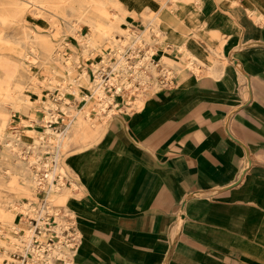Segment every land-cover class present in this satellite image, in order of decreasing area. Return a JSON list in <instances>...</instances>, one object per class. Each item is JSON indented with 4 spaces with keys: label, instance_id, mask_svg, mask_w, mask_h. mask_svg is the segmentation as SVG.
<instances>
[{
    "label": "crops",
    "instance_id": "0c3cea01",
    "mask_svg": "<svg viewBox=\"0 0 264 264\" xmlns=\"http://www.w3.org/2000/svg\"><path fill=\"white\" fill-rule=\"evenodd\" d=\"M172 5L156 53L177 71L171 86L79 132L65 155L72 264H264V0Z\"/></svg>",
    "mask_w": 264,
    "mask_h": 264
},
{
    "label": "rangeland",
    "instance_id": "374dc122",
    "mask_svg": "<svg viewBox=\"0 0 264 264\" xmlns=\"http://www.w3.org/2000/svg\"><path fill=\"white\" fill-rule=\"evenodd\" d=\"M166 1L169 4L164 6ZM125 2L126 0H0V264H5L7 260L4 256L7 257L12 252L11 236L18 237L13 228L25 229L32 215L29 209L25 213L30 214L27 216L17 209L24 204L30 208L31 203L36 205L33 202L37 198V184L33 175L40 177L41 171H48L38 166L44 165L50 158L52 162L53 159L56 161L62 157L55 140L52 143L47 138L46 143L37 142L36 130L51 129L61 136L69 132V148L79 132L93 126L100 127L99 119L105 122L112 114L121 111L123 105L132 108L134 104L127 89L128 97H124L123 92L116 93V110L110 105L108 110H112L111 113L108 110L104 113L98 111V84L94 80L96 74L93 69L102 74L104 69L97 64L104 61L103 64L108 65V56L116 59L115 63H110L111 70L106 71L107 78L101 76L102 81H108L110 77L118 76L119 63L123 58L127 59L128 81L137 76L133 86L143 90L141 77L135 71L137 62L143 60L145 65L151 63L155 66V73L144 89V94L149 93L150 89L155 91L160 88L159 79L164 88L171 86L170 80L168 82L163 77L164 68L159 60H150L147 56L142 59L137 52H131L129 61L126 56H122V52L123 45L133 38L136 30L147 28L146 38L149 37V32L155 33L153 23L158 11L162 8L171 10L175 5L170 0H162L154 10L146 7L135 14L132 8L124 9ZM114 12L123 16V22L113 20L111 14ZM124 16L127 17V22ZM157 23L159 24L158 21ZM159 44L156 36L148 49L154 47L158 54ZM145 65L138 64L139 70L142 71ZM74 85H79L82 91H88V98L73 95L71 92ZM59 97V101L55 100ZM65 98H69L71 104H65ZM86 111L90 112V117L86 115ZM56 113L60 115L59 123L53 121ZM23 121L32 125L25 126ZM63 124L65 126L60 132L54 127H63ZM55 148L57 151L54 155ZM63 187L51 196V203L55 208H63L74 215L76 230L81 237L77 216L68 206L72 191L65 184Z\"/></svg>",
    "mask_w": 264,
    "mask_h": 264
},
{
    "label": "built area",
    "instance_id": "2783aa9c",
    "mask_svg": "<svg viewBox=\"0 0 264 264\" xmlns=\"http://www.w3.org/2000/svg\"><path fill=\"white\" fill-rule=\"evenodd\" d=\"M146 30L148 29H139L134 32L133 38L123 45V57L126 56L131 61L128 56L129 53L135 49L138 53L143 54L154 42L156 34L149 32L150 35L146 38ZM139 44H142V47ZM106 59L108 65L103 64L104 61L97 64L104 69L102 74L104 79L107 78L106 71L111 70L110 63L116 62V59L111 56L106 57ZM60 98L55 100L59 101ZM35 123L37 122L35 121ZM58 126L54 127L60 132L65 125L63 124V127ZM56 151L57 149L55 148L53 150L54 155ZM55 163L56 161L53 159L49 170L40 172L35 191L37 198L33 202L36 205L30 204L34 208V215L25 214V216L30 215L25 229L22 230L20 227L21 231H15L18 237H22L21 244L18 249L9 253V264H61L63 262L62 257L55 255L49 261L47 255L53 250H75L80 242V237L78 236L74 222V215L63 208H55L51 203V196L60 191L64 184L66 186L69 185L67 181L64 184L60 182L59 174L55 171Z\"/></svg>",
    "mask_w": 264,
    "mask_h": 264
},
{
    "label": "bare ground",
    "instance_id": "6f19581e",
    "mask_svg": "<svg viewBox=\"0 0 264 264\" xmlns=\"http://www.w3.org/2000/svg\"><path fill=\"white\" fill-rule=\"evenodd\" d=\"M173 0H170V2H172ZM16 2V1H15ZM28 2H30V1H28ZM17 3H18V1H17ZM172 4V3H171ZM20 5H21V3H20ZM159 5V4H158ZM168 5V3H167V1H166V3H164V6H167ZM15 8H18V7H15ZM20 9V8H19ZM18 9V10H19ZM22 9V8H21ZM14 11V10H13ZM21 11V10H20ZM23 12V11H22ZM22 14H24V13H22ZM169 14V13H168ZM111 17L113 18V20H116V21H118V22H123V16L122 15H120V14H118V13H116V12H114V13H112L111 14ZM161 17V16H160ZM159 16H158V14L156 15V19L154 20V31H155V34H156V36H157V38H158V40H159V42L160 43H163L165 40H167L164 36H163V25L161 24V22H160V18ZM163 17V16H162ZM160 18V19H159ZM163 19V18H162ZM96 20V19H95ZM101 20V19H100ZM157 21L159 22V24L157 23ZM106 22H108V21H106ZM148 22V21H147ZM151 23V22H150ZM88 27H90V26H88ZM149 27H151V26H149ZM72 28V27H71ZM108 29V28H107ZM91 30H92V28H91ZM76 32V31H75ZM30 37V36H29ZM104 39V38H103ZM156 39V38H155ZM34 40V39H33ZM90 40V39H89ZM105 40H106V38H105ZM112 41V40H111ZM169 41V40H168ZM31 42V41H30ZM34 42V41H33ZM114 42V41H113ZM167 43V42H166ZM166 43L164 44V46L165 47H167V45H166ZM116 44V43H115ZM143 44V43H142ZM142 44H139V46L140 47H142ZM145 44V43H144ZM91 45H93V44H91ZM90 45V46H91ZM118 45H120L119 43H118ZM160 45V44H159ZM158 45V46H159ZM85 48V47H84ZM180 52H183L184 53V56H185V58L186 59H188L187 60V63H186V65H188L191 69H193V70H195V71H197L198 70V59L193 55V54H191L189 51H186L187 49H185L183 46H180L179 47V49H178ZM133 52H137L135 49L133 50ZM138 53V52H137ZM157 51H156V49L154 48V47H150L149 49H148V51H147V54H146V51L143 53V54H140V53H138L139 54V56H140V58H142V59H144L145 58V56H147L148 57V59H157V60H159L158 59V57H157ZM130 54V53H129ZM129 54H128V56H129ZM146 54V55H145ZM26 55V54H25ZM130 58H131V56H129ZM28 58V57H27ZM147 59V58H146ZM134 60V59H133ZM133 60H132V62H133ZM139 62V63H138ZM137 62V65H136V67H135V71H136V74L138 75V76H140L141 77V80H140V82H141V84H142V86H144V89H146L147 88V84L149 83V80H150V78L154 75V73H155V66L153 65V64H149L148 66L147 65H145L143 62H145V61H138ZM159 62H160V60H159ZM138 64L140 65V64H143V65H145V67H144V69L142 70V71H140L139 70V66H138ZM94 67V66H93ZM188 67V68H189ZM128 68H129V62L127 61V59H122V61L119 63V70H118V76H112V77H110V79L108 80V81H102L101 79H102V73H98V70H96V69H93V71L95 72V74H96V76H95V79L94 80H96V84H98V87H97V89H98V91L96 92L97 93V95H98V98H99V100H98V111H100L101 113H104L105 111H107L108 110V108H109V106L110 105H113L114 106V110H116L117 109V106H118V104H117V99H116V93H120V92H123V96L124 97H128V95L131 97V99H132V101H133V103L134 104H139L140 102H141V99L143 98V96H144V89L143 90H140V88H137V89H135V87L133 86V83L135 82V80H137L138 78H137V76L132 80V81H128V75H127V71H128ZM163 70H162V73H163V77L166 79V80H170L173 76H174V74L177 72L176 70V72L173 70V68H170V67H168V66H166V65H164L163 64ZM134 69V68H133ZM159 69H160V67H159ZM100 70V69H99ZM133 72V71H132ZM86 73V72H85ZM135 74V73H134ZM87 75V74H86ZM81 77V76H80ZM94 77V76H93ZM87 78V77H86ZM85 81V80H84ZM158 82V81H157ZM158 86H161L162 87V85L160 84V82H159V84H158ZM73 87V89H72V94L73 95H75L76 97H79V96H81V97H84V98H88V96H89V93H88V91H82V89L80 88V86L78 85V86H72ZM112 87H114V89L112 88ZM134 87V88H133ZM71 89V88H70ZM127 89H128V91H129V93H128V95H126V91H127ZM138 90H140L139 92H137ZM96 91V90H95ZM70 92V91H69ZM23 96V95H22ZM91 97V96H90ZM131 102V101H130ZM49 103V102H48ZM50 104V103H49ZM65 104H71V101L69 100V98H65ZM133 104V105H134ZM57 106V105H56ZM64 106V105H63ZM67 107V106H66ZM71 107V106H70ZM57 110V109H56ZM65 110V109H64ZM109 111V110H108ZM110 113L112 112V110L111 111H109ZM51 115V114H50ZM86 115L88 116V117H90V112L89 111H86ZM50 117V116H49ZM59 118H60V115L59 114H55L54 115V117H53V121L54 122H57V123H59ZM51 120V119H50ZM50 122H52V121H50ZM22 124L23 125H25V126H29V122L28 121H23L22 122ZM32 125V124H31ZM30 125V126H31ZM45 129V128H44ZM36 132H37V134H38V138L36 139L37 140V142H44V143H46V142H48V139L47 138H49V140H50V142H54V140H55V142H58V145H59V147H60V149H61V152H62V157H60V158H57L56 159V164L54 165V167H55V171H56V173L57 174H59V177H60V182L62 183V184H64V182L65 181H67V180H70L71 181V188H70V190L71 189H75L76 188V184L69 178V176H68V174H67V172H66V169H65V166H64V163L65 162H63V156H64V153L65 152H67L68 151V141H69V139H68V137H69V132H67L66 134H64V136H61V135H57V133H55V132H52V130L51 129H48V130H46V131H40V130H36ZM57 145V146H58ZM54 148V147H53ZM60 152V151H59ZM65 157V156H64ZM40 158V157H39ZM31 163V162H30ZM44 165H40V166H38V167H41V168H46V169H48L49 170V167H50V164H51V158L48 160V162H44L43 163ZM39 169V168H38ZM33 177H34V180H35V182H36V184H37V182H38V179H39V177L37 176V175H33ZM70 183V182H69ZM35 184V183H34ZM64 188V187H63ZM58 189V188H57ZM10 205V204H9ZM12 208H13V206H12ZM29 209V211L32 213V215H34V208H30V207H28V206H26L25 204L22 206V208H18L17 210H19L21 213H23V214H25L26 212H27V210ZM2 214H4V213H2ZM14 229V231H21V228H17V227H14L13 228ZM1 232V231H0ZM21 236L20 237H13V236H11V238H10V249H12V251H14V249H18L19 247H20V244H21ZM4 252H6V251H4ZM74 252H75V250L73 249V250H71V249H69V250H65V251H61V250H53L52 252H50L48 255H47V258H48V260L50 261L51 259H52V257L53 256H55V255H58V256H60V257H62L63 258V262L61 263V264H72V258H73V255H74ZM5 255V254H4ZM5 258H6V260H8V262H6L5 264H9V262H10V258H9V256L7 255V257L6 256H4Z\"/></svg>",
    "mask_w": 264,
    "mask_h": 264
},
{
    "label": "water",
    "instance_id": "95a60500",
    "mask_svg": "<svg viewBox=\"0 0 264 264\" xmlns=\"http://www.w3.org/2000/svg\"><path fill=\"white\" fill-rule=\"evenodd\" d=\"M233 138V137H232Z\"/></svg>",
    "mask_w": 264,
    "mask_h": 264
}]
</instances>
